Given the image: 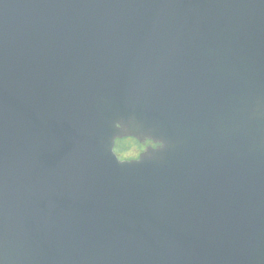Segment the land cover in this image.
I'll return each instance as SVG.
<instances>
[{
	"label": "water",
	"instance_id": "obj_1",
	"mask_svg": "<svg viewBox=\"0 0 264 264\" xmlns=\"http://www.w3.org/2000/svg\"><path fill=\"white\" fill-rule=\"evenodd\" d=\"M0 264H264V0H0Z\"/></svg>",
	"mask_w": 264,
	"mask_h": 264
},
{
	"label": "flooded vegetation",
	"instance_id": "obj_2",
	"mask_svg": "<svg viewBox=\"0 0 264 264\" xmlns=\"http://www.w3.org/2000/svg\"><path fill=\"white\" fill-rule=\"evenodd\" d=\"M129 139V138H128ZM137 146H134V149L135 150H133V151H135V155H130V156H128L129 157V159H136L138 156H139V154H140V152H142L145 148H147L148 146H151V147H156V145L155 144H153L152 142H147V141H145V142H142V144H139V143H137L136 144ZM130 146H133V145H130ZM130 146H126V148H128L129 149V147Z\"/></svg>",
	"mask_w": 264,
	"mask_h": 264
},
{
	"label": "rangeland",
	"instance_id": "obj_3",
	"mask_svg": "<svg viewBox=\"0 0 264 264\" xmlns=\"http://www.w3.org/2000/svg\"><path fill=\"white\" fill-rule=\"evenodd\" d=\"M124 141H129L126 143V146H130V145H133V146H130L129 149L122 151V153L120 155L123 157H126V158L130 155H135L136 153L133 150H135L134 146H137V145L133 142V140H130V139H127Z\"/></svg>",
	"mask_w": 264,
	"mask_h": 264
},
{
	"label": "trees",
	"instance_id": "obj_4",
	"mask_svg": "<svg viewBox=\"0 0 264 264\" xmlns=\"http://www.w3.org/2000/svg\"><path fill=\"white\" fill-rule=\"evenodd\" d=\"M125 141L124 140H119V141H117V145H116V153L118 154V155H120L121 153H122V151H124V148H123V146H122V144L124 143Z\"/></svg>",
	"mask_w": 264,
	"mask_h": 264
}]
</instances>
